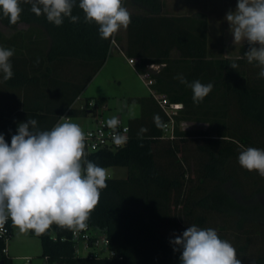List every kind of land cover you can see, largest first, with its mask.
<instances>
[{
    "label": "trees",
    "instance_id": "obj_1",
    "mask_svg": "<svg viewBox=\"0 0 264 264\" xmlns=\"http://www.w3.org/2000/svg\"><path fill=\"white\" fill-rule=\"evenodd\" d=\"M127 2L135 11L130 13L126 55L138 59L139 72H151L153 89L184 105L174 136L164 135L167 114L150 94L136 98L142 112L129 118L122 147L88 151L85 143L87 160L104 169L128 168L126 177L107 176V187L85 221L92 234L109 239L114 256L77 254L74 228L53 223L42 233L30 232L40 238L43 256L62 264H181V253L173 251L170 240L196 225L213 228L229 241L241 264H264V177L238 162L241 145L264 149V78L257 63L245 57L249 44L237 55L210 57L205 12L167 15L163 0H122V6ZM78 3L72 14L79 22L65 18L61 26L35 15L23 2L14 25L0 13V22L8 27L27 23L31 28L28 37H7L0 31V47L15 50L10 58L14 76L3 81L2 73V82L20 89L22 96L13 115L3 117L0 109V134L9 144L18 123L28 118L37 120L39 129L50 130L63 116L94 115L104 101L99 97L73 105L104 65L116 38L102 39L95 23L84 22ZM232 63L238 67L233 69ZM149 64L160 68L149 69ZM179 75L188 82L211 83L213 89L194 104L192 90ZM182 122L208 126L186 130ZM141 128L147 131L141 133ZM14 225L11 220V230ZM4 248L0 239V264H14Z\"/></svg>",
    "mask_w": 264,
    "mask_h": 264
},
{
    "label": "clouds",
    "instance_id": "obj_2",
    "mask_svg": "<svg viewBox=\"0 0 264 264\" xmlns=\"http://www.w3.org/2000/svg\"><path fill=\"white\" fill-rule=\"evenodd\" d=\"M22 2L29 4L35 15H45L55 26H61L65 18L71 23L80 20L72 14L77 0H0V13L10 24L19 22ZM78 7L84 13L85 23L98 26L102 39L112 37L120 28L127 29L131 22V14L122 6V0H79ZM225 19L233 43L248 42L245 57L249 63H257L258 75L264 78V0H237L235 11L229 10ZM14 54V49L0 47L3 81L14 76L10 61ZM230 66L238 67L236 63ZM176 78L192 90L193 103L197 105L213 89L211 83L188 82L183 75ZM158 120L154 117V121ZM118 124L116 117L107 121L111 129ZM114 142L121 145L126 138L117 134ZM240 147V166L264 177V149ZM107 178L106 169L87 160L85 135L79 125L58 122L50 130H41L37 120L28 118L18 123L10 144L0 134V226L11 218L22 232L34 230L39 234L53 223L82 229L99 202L101 190L107 187ZM170 243L174 252L181 253V264H241L235 247L222 240L213 228L190 225Z\"/></svg>",
    "mask_w": 264,
    "mask_h": 264
},
{
    "label": "crops",
    "instance_id": "obj_3",
    "mask_svg": "<svg viewBox=\"0 0 264 264\" xmlns=\"http://www.w3.org/2000/svg\"><path fill=\"white\" fill-rule=\"evenodd\" d=\"M163 1H164L163 12L167 15H189L194 12H205L208 15V36H209L208 48H209L210 57L233 56L234 54H232V52H235V49L245 44H248L246 40L239 44L233 43V37L230 32V25L228 21L225 19V15L229 10L235 11L237 0H224L221 5H217V6L213 5L212 0H163ZM129 6L134 8L129 2H127L125 7H129ZM0 31L2 32L3 35L7 37L14 36L17 33H21V35L23 33L24 35H26V37H28L31 34L30 25L27 23H20L17 26V28H11L0 22ZM114 34L116 38L112 39L109 54L112 53L113 50H117V52L120 53L123 57H125V59L129 62V57L126 55V52H125V47H126V42H127V29H124L123 34L119 33V35H117V32ZM177 56H178L177 52L174 51L172 53V57L176 58ZM108 58H109V55L104 65L95 74V76L90 80V82L87 84L85 89L80 94V97L76 99V101L73 104L75 107H80L85 103L87 99H94L98 96L104 98L103 103L99 107L102 109H106L108 107V104L106 101V98L108 97L107 90L106 91L104 90L105 92H98V93L95 91H90V87L92 83L102 73L103 68L107 65L109 61ZM132 65L134 66L136 75L141 80H143L142 77L140 76L139 71L136 68V64H132ZM159 68L156 67L155 70ZM113 78L118 83L122 82L121 77L117 73V71H116L115 76H113ZM146 86L148 87V93L137 92V90H133V89L127 90L128 91L127 92L128 93L127 105H126V109L124 112V113H127V119L125 123H123L121 120H118L119 124L127 125L130 117H135L141 114L142 106L136 100V98L151 94L149 86L147 84ZM85 93H88V95H86ZM21 99H22V96L20 94V89L6 87L2 82V72H0V101H1L0 109L3 114V117H7L9 115L11 116L17 110H19V109L14 110V107L17 108L19 106ZM81 100H84V101H81ZM80 101L81 103L78 104ZM98 113H101V110L98 111L96 109L95 114L93 116L97 115ZM91 115L92 114L87 115V116H91ZM83 117L84 116H78L77 118L79 119V121H76L75 124L77 125L81 124V122H83L82 120ZM61 119H64V118L61 117L60 120ZM96 119H97V116L95 117L94 120ZM95 124H96V121L92 127H94ZM88 151L90 150L88 149ZM120 167L122 166H111V167L106 168V171L107 172L113 171L114 176L112 177H120V178L126 177L128 174V170L125 176L119 175L118 168Z\"/></svg>",
    "mask_w": 264,
    "mask_h": 264
},
{
    "label": "rangeland",
    "instance_id": "obj_4",
    "mask_svg": "<svg viewBox=\"0 0 264 264\" xmlns=\"http://www.w3.org/2000/svg\"><path fill=\"white\" fill-rule=\"evenodd\" d=\"M223 1L224 0H212V3L214 6H217L221 5ZM125 8H127L129 13L135 11V9L130 6ZM119 33L123 34L124 28H120L117 35H119ZM239 49L240 47L235 49V52H232V54L237 55ZM108 59L109 61L103 68L102 73L94 80L90 87V91H95L97 93L105 92L107 90L108 97L106 98V101L108 107L106 109L98 107L97 110H101V113H98L95 116H84L82 118L83 122L79 124V127L83 133L93 126L96 121L94 120L96 116L97 119L101 118L106 122L112 117H116L118 120L125 123L127 119V113H124L127 105V90L133 89L137 90V92L148 93V87L144 81L136 75L134 66L130 64L125 57L118 53L117 50H113L112 53L109 54ZM116 71L121 77V83L116 82L113 78ZM85 94L88 95V93ZM96 98H99V96ZM81 101L78 104H80ZM76 121H79L77 117H69L68 121L66 119H61L59 122L76 123ZM207 126V123L201 122H182L180 124V127L186 130L201 127L206 128ZM127 170L128 168L123 166L118 168L119 175L125 176ZM107 176H114L113 171H108ZM90 231L91 233L94 232L91 227ZM98 236L102 237L103 234L99 233ZM77 248H79L77 254H87V250L83 247V245L80 244ZM7 253L12 257L14 264H62L57 261H50L47 257L43 256V248L40 238L33 235L30 230L22 232L16 225H14L12 234L7 241Z\"/></svg>",
    "mask_w": 264,
    "mask_h": 264
},
{
    "label": "built area",
    "instance_id": "obj_5",
    "mask_svg": "<svg viewBox=\"0 0 264 264\" xmlns=\"http://www.w3.org/2000/svg\"><path fill=\"white\" fill-rule=\"evenodd\" d=\"M138 61L137 58H129V62L136 64ZM160 67L157 64H149V69H155ZM140 76L144 82L149 86L150 92L153 97L157 100L159 105L167 114V120L163 124L164 135L173 137L174 129L176 125V116L179 115V111L183 108L182 102H171L168 96L165 93L157 92L152 88L154 79L151 76L150 71L139 72ZM94 101H89V105H93ZM64 119L68 120V116H63ZM121 135L128 139V126L118 124L116 129H111L108 127L107 122L104 119H96V124L94 127L88 129L85 132V143L87 148L90 151H97L99 149H118L124 144L117 145L114 142L115 135ZM11 218L0 226V239L5 242L4 251L7 253V241L11 236ZM71 240L76 245V251H79L80 244L87 250V254H91L95 257L103 256H114L115 251L110 247L109 239L103 235L102 237L95 236L91 233L90 227L86 225L84 228H74L71 235ZM102 251V252H101Z\"/></svg>",
    "mask_w": 264,
    "mask_h": 264
}]
</instances>
